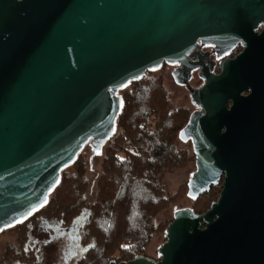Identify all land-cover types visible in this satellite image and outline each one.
<instances>
[{"label":"water","instance_id":"water-1","mask_svg":"<svg viewBox=\"0 0 264 264\" xmlns=\"http://www.w3.org/2000/svg\"><path fill=\"white\" fill-rule=\"evenodd\" d=\"M262 23L264 0H0V232L43 208L86 146L102 155L132 82L241 41L218 74L201 65L198 88L180 81L197 107L177 136L195 159L186 195L222 179L218 198L173 211L158 260L108 264H264Z\"/></svg>","mask_w":264,"mask_h":264},{"label":"trees","instance_id":"trees-1","mask_svg":"<svg viewBox=\"0 0 264 264\" xmlns=\"http://www.w3.org/2000/svg\"><path fill=\"white\" fill-rule=\"evenodd\" d=\"M121 93L124 108L116 133L104 146L93 200L87 201L88 163L81 153L37 213L70 225L84 213L78 228H82V243L91 246L76 264H108L111 259L119 262L143 255L152 235L166 228L157 215L174 200L161 181L162 173L182 168L194 159L177 147L178 132L189 111L172 105L160 76L145 74ZM220 188L212 185L193 200L192 209L206 211ZM14 229L20 231V245H7L0 263L29 261L27 247H23L26 225L20 223Z\"/></svg>","mask_w":264,"mask_h":264},{"label":"rangeland","instance_id":"rangeland-1","mask_svg":"<svg viewBox=\"0 0 264 264\" xmlns=\"http://www.w3.org/2000/svg\"><path fill=\"white\" fill-rule=\"evenodd\" d=\"M146 74H151L152 76H160L163 80V85L165 89L170 93V100L173 106L176 107H184L188 109L189 114L193 110L192 105L190 104L189 96L187 91L180 86H177L171 79L168 68L167 67H161L158 71L155 72H148ZM177 147L185 149L188 155H193L192 153V146L190 142H182L178 140L177 138ZM82 153L86 156V161L88 163L86 175L89 180V186L86 191V197L87 201H92L95 197V193L97 191L96 181L99 176L100 170H101V160L102 155H94L90 156L91 149L89 146H86ZM194 160L192 159L187 164L179 169L173 170V171H165L161 175V181L166 186V192L169 195L174 196V200L166 207L164 210H162L158 215L157 219L158 221H163V223H166V226L168 223L171 222L173 217V211L176 208H182V207H192L193 206V200L190 199L186 193H187V182L191 176V173L195 171V165ZM71 169V166L69 168H66L65 171H69ZM222 182V179L220 183ZM218 183L217 185H220ZM215 185V186H217ZM221 191V188H220ZM220 192L217 194V198L219 196ZM51 196V195H50ZM50 198V197H49ZM215 201V200H214ZM165 229V228H164ZM15 230L12 229H5L0 232V256L2 255V252L4 248L10 243L13 242L15 239ZM164 230L156 232L152 235L149 243L144 248L143 255H146L151 258H157V248L164 242ZM45 239L48 237L46 235L43 236ZM63 241L60 239L49 242L46 245L42 247V259L41 264H71V262L74 261V257H70L68 252H66V249L63 248ZM62 247V251H61ZM44 250V251H43Z\"/></svg>","mask_w":264,"mask_h":264},{"label":"flooded vegetation","instance_id":"flooded-vegetation-1","mask_svg":"<svg viewBox=\"0 0 264 264\" xmlns=\"http://www.w3.org/2000/svg\"><path fill=\"white\" fill-rule=\"evenodd\" d=\"M263 28H264V24L262 23L258 26L257 29H255V31L260 33ZM198 43H202V42L198 41ZM242 49L243 47L241 45V41H238L228 55L223 56L221 58H217L216 52L213 50L212 46H207V45L202 46L201 44H198V47L194 48L192 52L188 55V62H189L188 66L190 68L189 71L186 69V67L183 68L182 65H168L164 63L162 67H167L168 73L172 81L177 86L183 87L187 91L190 104L192 105L193 110H195L197 107L192 102L187 88L185 87L184 84L180 83V81L184 80V78L187 77L188 84L192 88H198L202 83V80L199 77V73L202 71V67H201L202 64L208 67L210 66L213 67L214 73L218 74L220 72L219 62L224 58H233V57L235 58V56L239 54L242 51ZM248 93L249 90L243 92L244 95H247ZM230 104L231 103L229 102L228 106H230ZM221 183L220 186L222 188ZM39 211L34 213L32 216H30L26 221L22 222V224L26 225V229H24L25 240H23V247H27L26 252L28 256L27 259L29 261L20 264H41L40 262L43 253L42 247L49 242L56 241L57 239L63 241L62 242L63 248L66 249V252H68L70 257L75 256V259L73 262H71V264H76L77 259L81 257V255H83L85 251H87L91 246L89 244L82 243L81 241L82 228L81 229L78 228V231L76 232L77 237L75 238L73 235V227L70 224H64L60 219L46 218L44 216L37 215ZM16 226L10 229L15 230L14 228ZM14 232L16 234L15 239L13 242H10L9 244L19 246L20 231L15 230ZM44 235H46L48 238L45 239L43 237ZM61 251H62V247H61ZM158 259L159 258L157 256L156 260ZM0 264H4V263H0Z\"/></svg>","mask_w":264,"mask_h":264},{"label":"bare ground","instance_id":"bare-ground-1","mask_svg":"<svg viewBox=\"0 0 264 264\" xmlns=\"http://www.w3.org/2000/svg\"><path fill=\"white\" fill-rule=\"evenodd\" d=\"M167 227V226H166ZM165 230V229H164ZM165 239V238H164ZM111 260H114V259H111ZM156 260V259H155Z\"/></svg>","mask_w":264,"mask_h":264}]
</instances>
